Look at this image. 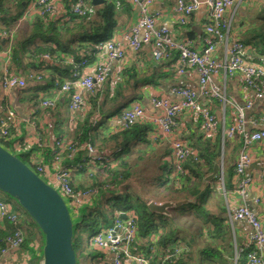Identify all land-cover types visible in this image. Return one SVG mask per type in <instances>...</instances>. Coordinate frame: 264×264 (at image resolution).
<instances>
[{
	"label": "trees",
	"instance_id": "1",
	"mask_svg": "<svg viewBox=\"0 0 264 264\" xmlns=\"http://www.w3.org/2000/svg\"><path fill=\"white\" fill-rule=\"evenodd\" d=\"M31 1L0 0V31L15 33L11 40L0 37V50L5 45L9 46V70L23 76L27 83V86L18 92V100L27 102L35 111L34 116L38 117L46 93L51 89L55 91L57 84L71 78L72 64L80 63L82 60L90 61L97 53V45L112 36L117 24L118 5L112 0L104 1L98 7L90 3L88 12L79 15L72 11L75 0H71V7L66 8V12L59 17L57 14L43 16L33 12L27 20H31L30 30H25L24 35L18 37L16 32L23 23V13ZM122 1L125 0L118 3ZM256 18L257 23L243 30L241 37L238 38L257 54L264 52V7L257 11ZM45 54L48 55V59L42 57ZM176 61L177 53L173 51L168 58L157 61L156 64H149L146 67L131 64L124 67L119 79L113 84H110L107 78L96 92L86 96L83 108L85 105L88 107L82 117L80 110L75 113L68 110L66 124L53 133V140L65 138L66 141L89 143L98 152L111 158L110 163L95 169L84 162L82 166H77L82 162L80 153L72 159L64 157L58 163L60 167H71L75 172L86 173L87 182L75 184L72 181L73 171L71 172L69 179L74 190L86 188L96 190L90 204L69 211L73 221L72 245L76 264H111L103 258L102 251L105 250L97 248L92 238L99 227L109 226L118 212L130 213L135 217L136 239L141 241L135 240L131 251L143 254L150 264H154L157 258H159L157 264L247 262V254L252 245L248 247L240 245L242 250L235 257L239 245L233 239L227 210L214 194L213 183L216 178L210 181L204 179L212 172L214 164L221 162L227 145L228 139H222L220 131L211 136H204L200 130L198 138L189 144L181 139L195 151V154L181 161L183 173L174 171L170 142L168 151L163 152L164 158L162 154L156 156H153V153L144 154L145 158L152 161L151 163H155L156 175L150 177L152 183L166 195L167 198L163 200H187L179 207L169 209L166 215L150 212L147 208L149 201L157 203L164 201L147 198L141 200L143 198L140 199L136 191L130 193L125 189L129 179H140L144 175L141 170L135 168L138 162L132 163L130 159L132 154L139 153L136 159H143V152L145 153L143 148L154 146L161 139L156 135L154 126L148 122L137 121L125 128L104 132L109 117L116 113L120 114L130 102L143 97L141 91L143 86H157L172 78ZM64 95L68 96V93ZM41 107L52 112L56 102L53 107ZM2 116L4 114H1L0 118ZM196 120L200 127V120ZM34 123L36 125L37 121H33ZM7 130L6 136H0V144L34 168L28 156L33 149L39 147V144L42 147L41 135L36 133L39 140L33 141L27 150L17 151L14 148L15 142H23L24 139L15 137L17 130L13 122H9ZM239 140L241 143V139ZM57 153L54 145L51 149L47 147L43 151V165L50 168V165L56 164L54 160ZM226 171L230 182V179L236 176L234 166L226 168ZM0 194L4 196L0 198L1 200L11 204L9 213L14 214L17 219L13 223L5 218L6 226L0 231V247L5 246L4 239L7 236L19 230L23 237L19 246L20 251L30 252L37 243L41 252L43 236L37 225L14 199L1 191ZM173 195L178 197L173 198ZM176 215L183 222H180ZM182 229L186 230L188 236L183 234Z\"/></svg>",
	"mask_w": 264,
	"mask_h": 264
},
{
	"label": "built area",
	"instance_id": "2",
	"mask_svg": "<svg viewBox=\"0 0 264 264\" xmlns=\"http://www.w3.org/2000/svg\"><path fill=\"white\" fill-rule=\"evenodd\" d=\"M131 4L136 13L135 22L124 34L128 44L138 50L143 44H152V58L160 61L168 58L175 51L177 53L176 71L178 75L183 74L186 69L194 68L198 75V92L189 87L177 86L172 88V93L179 99L170 100L166 97H152L150 99L154 108L160 112L149 114L137 101L122 110L121 119L123 128L137 122L143 121L151 123L155 128L156 135L166 138L176 125L177 116L183 111H190L195 119L200 120V130L204 136H211L220 131L222 139H231L236 136L241 138V145L237 152L234 172L238 181V191L241 193L250 183V179L245 176V169L251 162L248 147L257 141L264 139V128L251 130L246 127V110L250 108L251 102L239 105L231 102L225 92L215 82L214 77L220 72L224 74H238L241 82L251 88L256 98H262V83H264V52L250 54L248 46L238 37L231 34V17L229 10L238 5L241 0H176L175 12L179 24L187 22V18L194 12L200 4H204L209 12V21L204 26L202 36V47L196 49L187 40H177L167 28H157L156 18L149 12V5L154 0H125ZM55 0H32L23 13L22 18L29 17L33 12H38L43 16H51L57 13ZM91 0H75L72 11L79 15H85L90 6ZM233 12V11H231ZM230 12V13H231ZM12 32L0 31L1 38L12 39ZM222 47L220 56L215 52ZM97 53L103 55V60L93 65L92 70L87 71L89 61L82 60L80 63H73L71 67V78L56 85V94L68 93V110L75 113L81 110L86 96L96 92L107 79V63L109 61H119L125 56V51L120 42L112 38H107L97 45ZM9 54V50H8ZM7 55V53H6ZM48 59V55H42ZM0 61V84L5 89H23L27 85L24 77L16 75L9 70V57ZM39 78V77H37ZM199 94L205 100L215 99L223 107L230 104L234 110V121L229 126L220 124L213 112L208 107L199 104ZM54 97H44L41 105L44 108L53 107ZM15 111L9 109L0 118V136L8 134L9 122H13ZM251 125L255 122L250 120ZM264 125V123H263ZM154 136V135H153ZM39 138L36 135L35 142ZM33 140L26 139L22 142H15L14 148L19 151L27 150ZM53 145L58 150L55 156L54 169L43 165L42 158L32 155L29 159L33 164L35 173L44 181L51 185L65 200L71 210H77L80 206L90 204L92 197L96 195V190L86 188L74 190L70 184L69 176L71 167H60V160L64 157L72 159L78 153L81 154L83 162L91 168H98L106 163H110L108 155L98 152L89 143L66 141L65 138L53 140ZM173 167L175 172L183 173L181 161L195 151L188 147L182 140L175 139L171 143ZM40 147V144L38 145ZM83 153L85 157H83ZM221 188L223 189L222 174L219 177ZM11 204L0 199V218L8 219L15 223L17 221L14 214H10ZM125 214L121 217V214ZM228 220L232 225L236 221H244L250 225L252 232L248 238L246 247L252 245V249L247 254L246 264H264V228L253 212L245 205L237 206L232 212H228ZM137 238V223L135 217L130 213L118 212L113 222L106 227H99L94 233L92 241L101 250L109 251L112 254L111 264H123V260L134 261L136 264H150L143 254L133 253L131 250ZM23 240L22 234L16 230L12 235L7 236L5 246L0 247V256L8 248H19ZM242 249L236 248V256Z\"/></svg>",
	"mask_w": 264,
	"mask_h": 264
},
{
	"label": "crops",
	"instance_id": "3",
	"mask_svg": "<svg viewBox=\"0 0 264 264\" xmlns=\"http://www.w3.org/2000/svg\"><path fill=\"white\" fill-rule=\"evenodd\" d=\"M55 1L57 6V13L55 14H57V17L62 16L66 12V8L71 7L72 4L71 0ZM112 1L116 2L118 6L116 11L117 24L110 38L122 44L125 56L122 60L109 61L107 63L106 74L108 78L107 80L110 84H113L115 80L119 79L122 69L126 66L136 64L139 67H146L149 64L157 63V61H154L152 58L151 43L143 44L138 50H134L124 37V34L135 22L136 13L134 7L126 1H122L121 3H118L120 0ZM175 2L176 0H154L149 5L148 10L156 18L157 28H167L175 39L181 41L187 40L190 42L191 46L196 49H200L202 47L201 40L204 33V25L209 21V12L207 8L204 4H200L199 7L187 18V22L181 25L178 22L177 13L174 10ZM261 7H264V0H241L240 3L234 7V9L231 8L229 10V17H231L232 35L235 37H241L243 30L256 24L258 21L256 18L257 11ZM27 20L28 17L24 18L21 27L16 32L18 37L24 35L23 32L25 30H30L29 23L31 20ZM21 21L22 20H20V22ZM13 35H15V33H12V36ZM6 46L7 45L2 48L3 50H0V61L7 59L6 56L9 57V46ZM248 50L251 54L252 49L249 46ZM221 52L222 47L217 49L215 55L220 56ZM99 60H103V55L101 53H95L93 57L90 58L88 66L85 69L87 71L92 70L93 65L99 62ZM173 70L174 74L172 78L164 81L162 84L157 86L146 85L142 87L141 91L143 97L137 99L136 101L144 107L147 113L158 114L160 112L151 104L150 99L152 97H166L170 100L179 99V97L172 93V88L174 87H189L198 92V75L194 68H188L183 74L178 75L175 64ZM214 80L221 87V89L224 90L226 97L231 102L239 105L251 102L250 108L246 110V127L248 129L259 130L264 128V83H262L263 97L256 98L254 91L241 82L238 74L229 75L224 74V72H220L214 77ZM19 91L21 90L18 88L13 90L5 89L0 84V115L4 114L9 109H12V101H15V103L21 107L26 118L22 119L18 117L17 114L15 115V118L13 119L15 129L17 130V135L15 137L23 138V141L26 139L35 141L36 133H39L43 138L42 147L33 149L29 154L28 159H30L32 155H36L37 157L41 156L42 158L44 157L43 151L47 147L51 149L53 146L54 131L66 124V118L68 116V96L64 95V93L56 94L54 89L49 90L45 96L54 97L56 107L51 112L47 109L43 110L41 105L40 114L37 117V115L34 116L35 111L28 105L27 102H20L18 100L17 94ZM131 104L132 103L130 102L128 107ZM199 104L201 106L208 107L209 110L214 113L220 124L223 122L224 126H229L233 123L234 110L230 104H226L223 107L217 101L205 100L200 94ZM87 107L88 106L85 105V107H82L80 110L81 117L83 116V113L86 112ZM57 111L59 113H57ZM194 117L195 116L190 111H183L177 116L176 125L174 126L172 133L166 138L161 137L160 141L157 142L156 145L143 148L145 151V153L143 152V155L150 153H153V156L159 154L163 155L164 151H168V142L171 143L175 139H182L187 144L194 142L200 134L199 122ZM35 120L37 121L36 125L35 123L33 124V121ZM250 120L254 121L255 125H251ZM106 125L107 129H105L104 132H111L122 128L123 121L121 119V114H113L107 119ZM238 137L239 136H236L227 140V145L225 146L220 162L222 166L221 173L223 177V189L220 187V174L216 177V180L213 183L215 187L214 194L224 204L227 210V215L228 212H232L237 206L245 205L256 213L264 228V139L254 142L248 147L251 162L245 169V176L250 179V183L244 188V191L240 193L238 191L237 177L233 176L229 182L226 174V168L234 166L236 155L241 145L239 140L241 138ZM105 150L108 151L109 149L105 148ZM133 155L134 154H132L131 158H136V156ZM164 156L165 155H163V158ZM145 157L146 155H144V158ZM144 158L141 159V161L144 160ZM154 164L155 163H152L153 166ZM53 166H55V164L50 165V168L54 169ZM56 166H58V164ZM87 180L85 172H72L73 183H86ZM217 180H219V183ZM3 197L4 196L0 194V198ZM161 200L165 201L163 199ZM5 226V219L0 218V231L3 230ZM231 228L233 239L239 247L240 245L245 246L252 232L250 225L244 221H236L231 225ZM136 241L140 242L141 240L136 239ZM102 253L104 260L111 263L112 254L106 250L102 251ZM40 259L41 252L38 249L37 243H35L30 252L20 251L19 248H8L6 252L0 256V264H39ZM157 259L159 260V258ZM157 259L156 262L154 261V264H157ZM123 264L136 263L134 261L124 259Z\"/></svg>",
	"mask_w": 264,
	"mask_h": 264
},
{
	"label": "water",
	"instance_id": "4",
	"mask_svg": "<svg viewBox=\"0 0 264 264\" xmlns=\"http://www.w3.org/2000/svg\"><path fill=\"white\" fill-rule=\"evenodd\" d=\"M104 0H91L93 6ZM13 90V89H12ZM12 109L18 117L26 116L15 101ZM220 163L214 164L212 172L204 179L210 181L222 174ZM0 191L14 199L33 220L43 236L39 264H76L72 245L73 221L62 196L15 153L0 144ZM187 200L147 202L150 212L168 214L169 209L179 207ZM125 214H121L124 217Z\"/></svg>",
	"mask_w": 264,
	"mask_h": 264
},
{
	"label": "rangeland",
	"instance_id": "5",
	"mask_svg": "<svg viewBox=\"0 0 264 264\" xmlns=\"http://www.w3.org/2000/svg\"><path fill=\"white\" fill-rule=\"evenodd\" d=\"M133 156H136V155H133ZM131 160H132V163L138 162L135 168L141 170V172H143L144 175L140 177L141 182H140V179H135V178L129 179V181H127L125 184L126 191L130 193L131 192L135 193L134 191H136L137 192L136 194H138L137 196L140 197V199L143 198L141 200H145V198H147V200L149 199L161 200V199L167 198L166 195H163L160 188L156 184L152 183L151 181L150 176L156 175V172H157L151 163L152 161H150L149 158H144V160L141 161V160L136 159L135 157L131 158ZM217 181L219 183V180ZM218 183H217V186H218ZM172 197L175 198L178 196L173 195ZM69 211L72 212L71 209H69ZM178 215L176 216L178 217L179 221L183 222V220ZM79 231L80 233H82L81 230ZM182 232L184 235L188 236V233L186 232V230L182 229Z\"/></svg>",
	"mask_w": 264,
	"mask_h": 264
}]
</instances>
